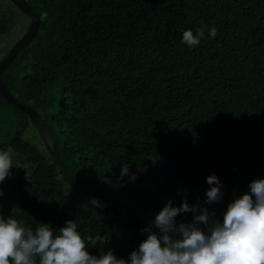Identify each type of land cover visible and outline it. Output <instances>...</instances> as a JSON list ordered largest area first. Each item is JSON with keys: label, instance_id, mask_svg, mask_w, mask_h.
<instances>
[{"label": "trees", "instance_id": "trees-1", "mask_svg": "<svg viewBox=\"0 0 264 264\" xmlns=\"http://www.w3.org/2000/svg\"><path fill=\"white\" fill-rule=\"evenodd\" d=\"M26 1L39 28L2 79L42 116L81 183L135 192L130 199L152 191L177 206L187 199L222 222L228 204L264 178V0ZM17 13L29 22L0 0V34L14 28ZM202 25L199 45L182 42L185 30L195 34ZM29 126L40 136L33 120L0 96V151L14 164L0 182V216L33 230L48 224L54 236L75 220L91 254L111 250L128 260L167 201L124 205L87 193L94 201L77 200L41 136L44 152L23 136ZM124 164L129 174L121 177ZM209 175L223 192L211 204ZM179 217L177 225L194 214ZM97 235L109 243L93 246L88 237Z\"/></svg>", "mask_w": 264, "mask_h": 264}, {"label": "clouds", "instance_id": "clouds-1", "mask_svg": "<svg viewBox=\"0 0 264 264\" xmlns=\"http://www.w3.org/2000/svg\"><path fill=\"white\" fill-rule=\"evenodd\" d=\"M207 31L211 37L217 36L216 27ZM203 38V25L195 34L192 30L182 34V42L190 48ZM13 165L11 153L0 151V182L10 175ZM129 168L128 164L122 166L121 177L129 174ZM129 180L134 181L135 174ZM206 182L210 185L206 203L219 202L223 196L221 181L209 175ZM188 212L194 214L193 221L177 225L176 217ZM212 216L207 207L190 205L187 199L179 206L169 200L142 229L147 237L128 260L117 258L111 250L91 254L75 220H67L54 236L48 224L41 223L33 230L15 218L0 216V264H35L34 257H39V264H264V178L252 180L249 191L228 204L222 222L210 219ZM200 224L208 225V231ZM153 226L159 231H153ZM88 241L93 246L109 243L106 235L89 236Z\"/></svg>", "mask_w": 264, "mask_h": 264}, {"label": "water", "instance_id": "water-1", "mask_svg": "<svg viewBox=\"0 0 264 264\" xmlns=\"http://www.w3.org/2000/svg\"><path fill=\"white\" fill-rule=\"evenodd\" d=\"M15 7L18 8L24 15L30 19L29 26L26 32L19 38L8 50L6 57L0 62V96L3 97L9 104L13 105L21 112L27 114L30 119L35 123L38 132L47 146V148L52 152L53 156L57 159L59 165L61 166L62 172L64 173L65 178L71 183L72 186L80 189L84 193L91 194L93 197L99 199H111L117 203L124 205H139L142 202L149 201L151 199H163L165 201L171 200L173 206H177V203L174 198L171 196L163 195L160 192H149L146 196L132 200L128 197L134 195L135 192H127L121 190H97L87 187L85 184L77 180L67 169L66 164L64 163L62 157L59 154V151L56 148V145L52 139L51 133L46 127L41 115L27 104L21 103L11 91L5 85L2 74L7 68L8 64L16 57V55L22 50L26 45H28L32 39L36 36L39 28V17L37 14L32 12L30 6L26 0H9ZM180 221L179 215L176 217V223Z\"/></svg>", "mask_w": 264, "mask_h": 264}, {"label": "rangeland", "instance_id": "rangeland-1", "mask_svg": "<svg viewBox=\"0 0 264 264\" xmlns=\"http://www.w3.org/2000/svg\"><path fill=\"white\" fill-rule=\"evenodd\" d=\"M20 15L21 14L17 13L16 24H15L14 28L10 32L0 34V59L4 56V54H6L8 52L10 47L19 38H21V36L26 32V30H27V28L29 26L30 20L28 22V20H26L25 18H23ZM23 136L25 138H27L32 144L37 146L40 151L44 152V148H43V145H42L43 142H42L40 136L38 135L36 129L34 128V126H29L25 130ZM67 188H68L69 192L74 193L73 196L77 200L80 199L81 201H85V202L94 201V199L92 200L89 195H87L86 193H83V191L81 192L80 189L78 190V188H76V187H74L72 185H70V186L68 185Z\"/></svg>", "mask_w": 264, "mask_h": 264}, {"label": "bare ground", "instance_id": "bare-ground-1", "mask_svg": "<svg viewBox=\"0 0 264 264\" xmlns=\"http://www.w3.org/2000/svg\"><path fill=\"white\" fill-rule=\"evenodd\" d=\"M153 192H156V191H153ZM146 196V195H145ZM142 197H144V196H142ZM142 197H140V198H142ZM136 199H139V198H136ZM136 199H132V200H136Z\"/></svg>", "mask_w": 264, "mask_h": 264}]
</instances>
